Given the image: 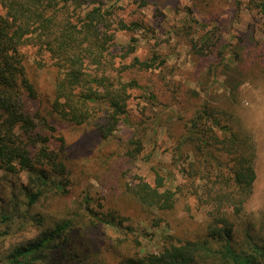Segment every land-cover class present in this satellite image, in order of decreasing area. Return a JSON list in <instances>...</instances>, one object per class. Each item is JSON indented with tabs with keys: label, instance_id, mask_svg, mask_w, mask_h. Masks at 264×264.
I'll use <instances>...</instances> for the list:
<instances>
[{
	"label": "trees",
	"instance_id": "16d2710c",
	"mask_svg": "<svg viewBox=\"0 0 264 264\" xmlns=\"http://www.w3.org/2000/svg\"><path fill=\"white\" fill-rule=\"evenodd\" d=\"M164 1L139 0L141 5ZM251 1L264 15V0ZM119 7L118 0H0V262L264 264V210H248L257 178L256 147L232 105L208 106L191 118L175 148L185 180L170 186L157 167L153 182L142 175L125 180L127 163L142 153L144 142L134 128L129 136L117 134L132 123L129 98L137 83L123 79V63L116 64L112 50L117 31H125L130 34L125 54L134 53V34L146 25L126 20ZM221 37L192 39V49L221 56ZM164 61L154 51L145 59L132 56L127 67L148 70ZM239 80H228L233 97ZM70 124L88 127L86 145L68 143L63 134L52 144L55 131ZM114 137L122 148L102 160L109 166L102 184L116 182L112 189L121 190V201L136 205L153 226L171 225L168 215L184 199H193L205 209L203 236L168 233L158 251H131L141 242L135 219L125 210L88 193L74 207L64 204L86 171L82 156L93 143ZM55 206L67 207L65 214L53 215ZM185 209H192L190 202ZM29 227L37 234L6 244ZM107 227L123 233L114 235Z\"/></svg>",
	"mask_w": 264,
	"mask_h": 264
},
{
	"label": "rangeland",
	"instance_id": "374dc122",
	"mask_svg": "<svg viewBox=\"0 0 264 264\" xmlns=\"http://www.w3.org/2000/svg\"><path fill=\"white\" fill-rule=\"evenodd\" d=\"M118 2L122 17L129 21H143L146 25L134 34L138 38L134 53L125 54L126 44L130 41V34L125 31H117L116 45L112 50L116 64L123 63L119 70L123 79H135L137 83L129 98L132 123L128 124L129 127L124 125L123 131H117V134L129 136L130 129L134 128L143 136L144 142L142 153L128 161L125 180L132 181L133 176L142 175L153 182L155 167L166 175L170 186L185 180L177 168L175 148L191 118L208 106L223 108L232 105L256 147L257 178L248 210H264V15L252 7L251 0H165L158 5H141L139 0ZM213 35L214 38L222 36L217 45L222 50L221 56L216 51L199 55L192 49V39L200 42L203 37ZM154 51L164 57L163 64L148 70L127 67L132 56L145 59ZM227 61L230 68L225 64ZM232 77L241 81L235 97L228 81ZM87 132L88 127L84 125H65L55 131L52 144H58L57 137L63 134L68 143L80 142L85 146L82 140ZM121 148L122 143L116 137L93 143L81 158L87 164L81 184L75 194L65 198L64 204L74 207L76 199L88 193L96 200L102 198L107 207L125 210L135 219V231L141 242L139 246L131 245V251H158L168 233L203 236L205 209L193 205V199H184L179 209L168 215L171 225L162 221L159 226H153L136 205L121 201V190L112 189L116 182H109V187L102 184L100 179L109 167L102 160L115 155ZM189 202L192 209L188 212L185 207ZM67 207L55 206L50 212L58 218L65 214ZM107 229L114 235L123 233L122 229ZM37 232L33 227L23 233L16 232L5 239L6 244L32 237Z\"/></svg>",
	"mask_w": 264,
	"mask_h": 264
}]
</instances>
